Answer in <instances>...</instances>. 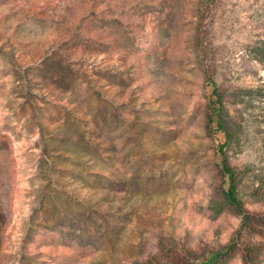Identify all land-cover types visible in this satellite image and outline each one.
Instances as JSON below:
<instances>
[{
  "label": "rangeland",
  "instance_id": "rangeland-1",
  "mask_svg": "<svg viewBox=\"0 0 264 264\" xmlns=\"http://www.w3.org/2000/svg\"><path fill=\"white\" fill-rule=\"evenodd\" d=\"M258 180L264 0H0V264H244Z\"/></svg>",
  "mask_w": 264,
  "mask_h": 264
},
{
  "label": "trees",
  "instance_id": "trees-1",
  "mask_svg": "<svg viewBox=\"0 0 264 264\" xmlns=\"http://www.w3.org/2000/svg\"><path fill=\"white\" fill-rule=\"evenodd\" d=\"M225 106L222 102V96L218 95V102L210 108L208 113V122L213 123L216 121L219 128L224 131L225 141L221 145V153L223 157V168L229 178V187L223 191L219 198L212 199V210L215 211V215H219L226 210L233 211L242 217V227L250 228L251 214L246 207L245 200L239 195V186L243 174L236 168L231 166L228 161L227 150L225 147L237 142L239 136H237V128L232 120H229L225 114ZM246 171H244V182ZM259 182L254 184L248 193V195L254 201L264 200V181L258 180ZM235 244L230 243L224 246L222 251L214 252L210 259L213 261L212 264H217L220 261L227 260L233 253ZM264 251V244L262 243H250L246 246L243 262L244 264H262V254Z\"/></svg>",
  "mask_w": 264,
  "mask_h": 264
}]
</instances>
